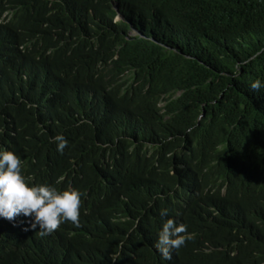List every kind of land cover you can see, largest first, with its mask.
<instances>
[{"label":"trees","instance_id":"trees-1","mask_svg":"<svg viewBox=\"0 0 264 264\" xmlns=\"http://www.w3.org/2000/svg\"><path fill=\"white\" fill-rule=\"evenodd\" d=\"M257 79L264 0H0V152L83 194L49 235L0 217V264H264Z\"/></svg>","mask_w":264,"mask_h":264},{"label":"clouds","instance_id":"clouds-1","mask_svg":"<svg viewBox=\"0 0 264 264\" xmlns=\"http://www.w3.org/2000/svg\"><path fill=\"white\" fill-rule=\"evenodd\" d=\"M131 32L136 31L132 29ZM261 88L264 84L259 79L251 84L253 91ZM52 142L57 144V151L61 153L68 145L63 135L54 136ZM21 170L22 161L14 152H0V217L9 222L20 215L31 217L30 229L38 230L41 236L53 233L65 222L79 226L83 195L79 190L58 191L49 185H30ZM160 215L167 216V209H162ZM187 227L171 218L163 224L154 246L165 259L170 260L172 250H178L192 239ZM115 262L113 259V264Z\"/></svg>","mask_w":264,"mask_h":264}]
</instances>
